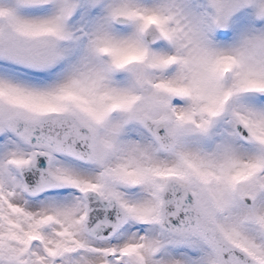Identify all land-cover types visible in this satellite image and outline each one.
Returning a JSON list of instances; mask_svg holds the SVG:
<instances>
[{
	"label": "snow or ice",
	"instance_id": "snow-or-ice-1",
	"mask_svg": "<svg viewBox=\"0 0 264 264\" xmlns=\"http://www.w3.org/2000/svg\"><path fill=\"white\" fill-rule=\"evenodd\" d=\"M0 264H264V0H0Z\"/></svg>",
	"mask_w": 264,
	"mask_h": 264
}]
</instances>
